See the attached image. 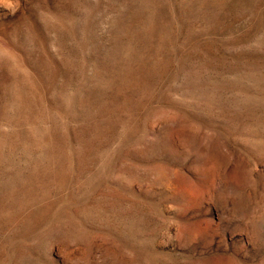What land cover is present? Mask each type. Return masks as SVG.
Here are the masks:
<instances>
[{"label":"rangeland","instance_id":"1","mask_svg":"<svg viewBox=\"0 0 264 264\" xmlns=\"http://www.w3.org/2000/svg\"><path fill=\"white\" fill-rule=\"evenodd\" d=\"M0 264H264V0H0Z\"/></svg>","mask_w":264,"mask_h":264}]
</instances>
